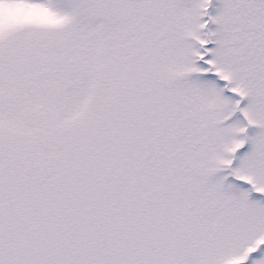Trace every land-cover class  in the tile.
<instances>
[{
	"label": "snow or ice",
	"instance_id": "6c2138e0",
	"mask_svg": "<svg viewBox=\"0 0 264 264\" xmlns=\"http://www.w3.org/2000/svg\"><path fill=\"white\" fill-rule=\"evenodd\" d=\"M0 264H264V0H0Z\"/></svg>",
	"mask_w": 264,
	"mask_h": 264
}]
</instances>
